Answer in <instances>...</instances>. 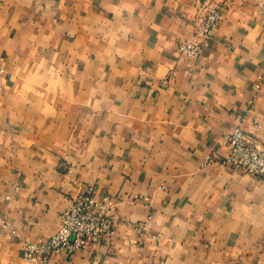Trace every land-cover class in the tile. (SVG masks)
Segmentation results:
<instances>
[{
    "label": "crops",
    "instance_id": "obj_1",
    "mask_svg": "<svg viewBox=\"0 0 264 264\" xmlns=\"http://www.w3.org/2000/svg\"><path fill=\"white\" fill-rule=\"evenodd\" d=\"M237 125L264 145V0H0V264L88 185L115 233L51 264H264V174L219 163Z\"/></svg>",
    "mask_w": 264,
    "mask_h": 264
},
{
    "label": "built area",
    "instance_id": "obj_2",
    "mask_svg": "<svg viewBox=\"0 0 264 264\" xmlns=\"http://www.w3.org/2000/svg\"><path fill=\"white\" fill-rule=\"evenodd\" d=\"M220 19L219 4L207 5L199 18L200 25L196 32L178 45L180 54L188 58L196 57L200 48L208 44ZM225 142L228 154L219 161L221 165L229 164L234 171L252 176L264 174V145L255 144L240 125L226 135ZM114 205V199L109 196L97 199L91 185L80 193L68 196L66 206L60 214V225L52 235L23 240V261L25 264H51L50 258L57 251L70 256L81 248L97 245L102 239L111 238L115 228L109 211Z\"/></svg>",
    "mask_w": 264,
    "mask_h": 264
}]
</instances>
